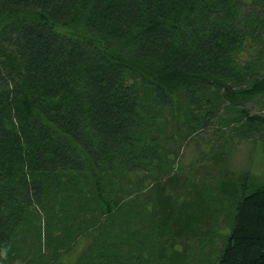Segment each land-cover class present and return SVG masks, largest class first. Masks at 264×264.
Masks as SVG:
<instances>
[{
  "label": "trees",
  "instance_id": "16d2710c",
  "mask_svg": "<svg viewBox=\"0 0 264 264\" xmlns=\"http://www.w3.org/2000/svg\"><path fill=\"white\" fill-rule=\"evenodd\" d=\"M257 97L264 0H0V264H264V177L191 196L170 142Z\"/></svg>",
  "mask_w": 264,
  "mask_h": 264
},
{
  "label": "rangeland",
  "instance_id": "374dc122",
  "mask_svg": "<svg viewBox=\"0 0 264 264\" xmlns=\"http://www.w3.org/2000/svg\"><path fill=\"white\" fill-rule=\"evenodd\" d=\"M246 110L249 115L264 117V97L249 100L246 103ZM242 125L248 126L249 123L236 111H229L222 113L218 119L210 120L205 127L194 132L180 145L175 146V140L179 137L173 135L170 142L177 155L174 173L178 180L192 181L191 184L194 187H188L191 196L196 189H199L204 193L208 190L217 197L216 187L223 177L225 180L229 177L227 173L232 175L233 172L240 176L245 173L258 178L264 177V140L261 141L264 137V124L261 123L258 128L255 127L254 134L251 129L249 132L247 127L244 131ZM178 186L183 191H187L184 183L180 182ZM178 186L174 188L176 194L179 193ZM223 201L226 207L234 210L233 203L227 197ZM211 222L214 220L211 219ZM218 225H222V233L227 232L229 221L225 214L219 216ZM212 226L216 227V224L212 223ZM223 240L224 238L216 240L217 250H212L209 246L210 248L207 247L203 252H192L188 264H207L208 260L210 264H216ZM203 256H205L204 259Z\"/></svg>",
  "mask_w": 264,
  "mask_h": 264
}]
</instances>
